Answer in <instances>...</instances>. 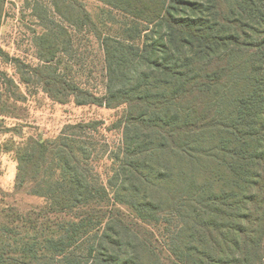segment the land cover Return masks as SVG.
<instances>
[{
    "label": "trees",
    "instance_id": "trees-1",
    "mask_svg": "<svg viewBox=\"0 0 264 264\" xmlns=\"http://www.w3.org/2000/svg\"><path fill=\"white\" fill-rule=\"evenodd\" d=\"M100 1L126 18L117 31L104 32L79 0L51 1L60 20L39 14L49 22L35 39L41 63L23 81L61 102L124 106L119 165L94 178L82 139L91 124L31 138L17 151V182L36 185L58 228L36 218L37 233L23 235L3 223L0 264H165L147 238L110 219L84 241L105 221L92 209L106 207L158 225L177 264H252L264 232V0ZM61 21L100 40L102 93L72 76Z\"/></svg>",
    "mask_w": 264,
    "mask_h": 264
},
{
    "label": "rangeland",
    "instance_id": "rangeland-1",
    "mask_svg": "<svg viewBox=\"0 0 264 264\" xmlns=\"http://www.w3.org/2000/svg\"><path fill=\"white\" fill-rule=\"evenodd\" d=\"M51 1L7 0L0 27V47L4 52L0 54V227L11 221L18 226V234L23 235L37 233L36 228L32 229L31 223L36 218L42 223V228L49 223L52 229L58 228V217L45 197L32 192L36 188L34 183L21 185L17 182L19 148L31 138L52 142L67 129L68 132L78 131V128L71 129L68 126L91 124L82 133V139L92 151L91 173L97 180L98 177L100 180H107L114 175L119 165L114 160L124 144V106L111 108L99 104H78L73 98L61 102L51 98L32 77L28 82L23 81L30 76V66L41 63L35 39L47 30L49 22L44 23L39 14L60 20L53 14ZM79 1L85 5L104 32L117 31L126 20L100 0ZM61 23L69 29L73 38V48L64 57L72 66V76L102 93L105 63L100 40L91 27L79 31L69 23ZM115 209H92L91 213L95 210L101 216L105 214V221L97 225L84 241H91L96 232L101 234L110 219L118 223L116 228L122 234L132 231V234L147 238L161 252L165 264H177L170 256L164 239L159 235L161 230L158 225L136 218L125 207L118 211ZM253 260L252 264H264V232L254 251Z\"/></svg>",
    "mask_w": 264,
    "mask_h": 264
}]
</instances>
